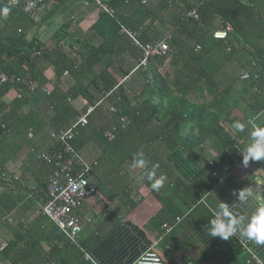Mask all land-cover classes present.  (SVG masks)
<instances>
[{
	"label": "trees",
	"instance_id": "obj_1",
	"mask_svg": "<svg viewBox=\"0 0 264 264\" xmlns=\"http://www.w3.org/2000/svg\"><path fill=\"white\" fill-rule=\"evenodd\" d=\"M10 1L11 6L0 5V9L5 6L11 9L6 18L0 14V72L19 79L17 85L21 95L16 97L9 85L0 86V102L3 95L13 93L7 106L0 103V124L5 125L4 129L0 128L2 135L14 126L17 112L41 91L42 66H50L53 80L51 90L44 93L42 102L46 104L45 107L52 108L68 126L88 106L93 107L86 117V124L76 126L72 145L82 155L89 145L101 151L99 157L92 159L91 175L95 174L100 161L105 165L108 160L110 162V152L123 153L117 166L121 167L126 161L127 167L135 175L133 177L128 170H123L129 176H126L125 183L130 186L136 178L161 203L159 212L148 223L158 235L163 223H171L175 217L186 213L208 192L210 161L218 170L225 168L229 171L233 158L243 157L241 151L249 142L231 135L230 129H234V122H241L239 117L242 115L235 111L240 103L252 112L264 109V0H151L147 4H142L141 0H105L114 11V19L101 10L74 44L64 45L57 35L46 43L27 40L34 20L20 9L26 0ZM65 1L41 0L37 7L50 2L52 8L49 14H54ZM192 8L196 9L198 20L186 17ZM160 15L164 16V22L160 20L166 25L168 35L165 40L169 51L163 56L148 57L144 65H138L141 51L120 31L119 25L135 31L142 43H155L145 39L142 22L133 19L159 20ZM225 23L232 28L228 43L212 37V33ZM124 54L133 58L145 76L143 88L135 95H129L120 85L109 89L108 77L103 74L104 71L113 72L117 67L122 69ZM167 60L168 67L164 70ZM127 72L122 69V74ZM243 73H248L250 78L241 80ZM65 74L74 80L77 93L61 89V79ZM30 82L37 84L33 91L28 89ZM238 84H241L240 91L236 87ZM75 94L86 101V107L80 111L73 110L68 104L69 98ZM110 107L116 112H111ZM31 114L32 110L26 117ZM119 117L124 118L126 124L116 127L113 138L109 140L105 133L112 125H117ZM236 133L239 131L236 130ZM144 146L149 147L146 154L153 156L152 165L161 164L158 160L162 152L182 148L199 166L197 178L189 185L172 182L170 187L164 184L163 191H153L149 182L139 179L143 170L131 167L135 152ZM53 147L58 149V144L54 143ZM207 147L214 151V156H209ZM32 164L39 167L48 180L53 166L39 158ZM200 182L202 189L197 186ZM41 184L42 188L43 181ZM126 189L124 185L118 190L124 195ZM181 190H184L188 205L185 212L174 198V194H179ZM119 192L114 195L117 196ZM125 195L129 196V193ZM197 207L198 204L187 215L190 217ZM24 229L26 233L11 238L0 249V260L9 259L10 264H18L19 259L27 257V250L34 243L44 240L52 246L45 253V261H50L53 255L58 259L54 264H90L50 222L45 224L40 216ZM30 231L34 232L35 237ZM37 232L39 236H36ZM172 235L173 232L160 244L165 256L174 250ZM167 241L170 244L165 248ZM227 241L233 244L234 250L221 264H229L235 259L237 264H245V257L241 256L242 251L234 236ZM66 250L73 254L71 259H67Z\"/></svg>",
	"mask_w": 264,
	"mask_h": 264
},
{
	"label": "crops",
	"instance_id": "obj_2",
	"mask_svg": "<svg viewBox=\"0 0 264 264\" xmlns=\"http://www.w3.org/2000/svg\"><path fill=\"white\" fill-rule=\"evenodd\" d=\"M51 8L50 2H45L37 8L35 18H33L34 23L27 33V40L35 39L40 43H46L57 35L63 45L74 44L78 36L96 20L101 12L99 7L89 0H66L57 7L54 14H49ZM163 17L160 15L159 20L160 18L163 20ZM133 20L142 22L146 40L166 41L165 38L168 34L166 25L163 23L164 20L163 22L156 19L150 20V18H134ZM122 57L127 61L121 60L123 62L121 64L124 65L122 69L128 70L126 74H122V69L119 67L113 72L104 71L103 74L108 77L109 89L120 85L129 95H135L143 88L145 76L142 69L137 68L129 54H124ZM42 69L41 91L17 112L16 125L14 124L6 134H1L0 137V245L6 244L15 236L26 233L24 228L29 227L39 216L45 224L49 222L39 212V204L45 198L46 174L32 163L37 159L39 153L54 148L55 142L49 137V131L65 128L68 125L56 116L52 108L45 107L46 104L42 102L44 93L51 90L53 80L52 68L42 66ZM61 80L62 90L77 93V87L71 76L65 74ZM236 87L240 91L241 84ZM12 95V92L6 93L1 97L0 103L7 106ZM68 104L75 111L86 107V101L76 94L69 98ZM31 110L32 114L27 118L26 115ZM235 111L238 115H242L239 118L245 124L243 132H246V135L243 132L237 134L236 130H232V128L230 133L237 135L240 141L245 138V141L250 143L252 128L248 124V120H254L258 126L264 127V109L252 112L240 103ZM29 131H32V139L27 136ZM148 148V146H144L134 155L142 154L148 166L151 167L153 156L146 154ZM207 153L209 156L215 155L210 147H207ZM101 154L100 150L89 145L85 148L83 155L92 162L94 157H99ZM122 154V152H110L109 156H112L110 162L108 160V164L105 165V162L102 164L100 161L95 174L91 175L90 184L95 188V192L85 200L81 209L84 227L79 237V246L70 244L78 249L83 260L90 264L91 262L85 259V254L96 264H131L146 250L149 241L158 235L156 230L148 226V223L150 218L159 212L161 203L156 195L136 178L130 186L125 183L129 176L124 174L123 170H128L133 177L135 175L132 169L127 167L128 162H123L121 167L117 166V161L120 160ZM158 161L161 164L157 168V177L165 175L167 180L164 184L168 187L172 182L189 185L199 173L197 163L180 147L162 152ZM206 170L207 174L208 168ZM2 174H6V176ZM42 181L44 186L41 188ZM124 185L127 187L126 193H129V196L125 195L126 193L121 195L118 190ZM197 186L200 189L203 188L201 182ZM246 187L252 188L253 196L249 199L246 207L233 208V214L238 217H243L245 214L250 216L256 208L264 206V161L250 160L247 167L241 165L213 191H210L209 187L208 192L199 198L203 199L202 203H198V209L196 208L190 217L185 213L177 216L181 220L172 230V240L175 242L174 250L170 255L165 256L162 247L159 248L164 264H221L234 250L233 244L219 236H210L208 234L209 221L214 218L213 213L221 202H226L229 205L235 204L238 192ZM161 190L163 191V187ZM103 191L108 195H105ZM115 192H119V194L116 196ZM233 192L236 195H233ZM174 198L183 211L188 209L184 190H181L179 194H174ZM241 226L237 225L238 228ZM31 233L34 234V232ZM36 236H39L38 232ZM234 237L243 239L239 235ZM39 242L38 244L34 243L32 248L27 250V257L19 259L18 264H54L55 261L58 262L57 256L53 257V255L50 261L44 260L45 253L52 246L48 241ZM254 250L264 260V245L256 244ZM65 255L67 259H71L73 254L70 250H66ZM0 264H10V260H0ZM229 264H237V259Z\"/></svg>",
	"mask_w": 264,
	"mask_h": 264
},
{
	"label": "built area",
	"instance_id": "obj_3",
	"mask_svg": "<svg viewBox=\"0 0 264 264\" xmlns=\"http://www.w3.org/2000/svg\"><path fill=\"white\" fill-rule=\"evenodd\" d=\"M40 1L41 0H26L20 5V9L24 13H27L35 18V13L38 8L37 4ZM92 1L99 7L100 10L114 19V11L105 3V0ZM150 1L151 0H141V3L147 4ZM0 5L11 6L12 2L10 0H0ZM186 17L195 20H198L199 18L195 8L190 9L186 13ZM119 27L120 31L124 33L137 48L140 49L142 56L138 65H144L148 57L163 56L168 53L169 47L166 41L163 40L155 43H142L135 31L129 30L122 25H119ZM231 30V26L225 23L222 28L212 33V37L216 40L228 43V35ZM198 48L199 47L197 46L196 49ZM240 78L241 80H246L250 78V75L248 73H243ZM256 78L257 76L255 75L254 79ZM18 81L19 79H14L0 72V86L9 85L12 89H14L16 97H20L21 95V89L17 85ZM36 87L37 84L35 82H30L28 85V89L30 91H33ZM92 110L93 107L88 106L85 112L82 115L77 116L75 122L70 126L50 130L48 135L55 143L58 144V149H51L50 151L39 153L37 156V158L41 159L46 164L53 166V171L45 186V199L39 204V212L48 219V221L70 244L74 246H79V237L84 227L81 215L83 203L95 192V188L90 184V177L93 169L92 164L74 148L72 141L76 134V126L86 124V117ZM110 111L113 113L116 112L113 107H110ZM125 124V119L119 117L117 125H112L111 129L106 131L105 136L109 140L112 139L113 131L116 127H123ZM0 128L4 129L5 125L0 124ZM27 136L29 139H32V131H29ZM241 165H243V157L233 158L232 166L229 171H226L225 168L218 170L214 165V162L210 161V191H213ZM202 201L203 199H199L196 204L202 203ZM195 205H192L185 214H187ZM180 220V217H176L171 223H163L161 225V233L149 241L146 250L131 264H164L163 255L159 250L160 244L164 241L165 237L172 232ZM234 238L242 251V255L245 257V264H264L255 254L254 248L256 243L254 241L248 240L247 238ZM169 244L170 242L167 241L164 247L168 248ZM4 247L5 244L0 245V249ZM85 259L89 260L92 264H96L87 254H85Z\"/></svg>",
	"mask_w": 264,
	"mask_h": 264
},
{
	"label": "clouds",
	"instance_id": "obj_4",
	"mask_svg": "<svg viewBox=\"0 0 264 264\" xmlns=\"http://www.w3.org/2000/svg\"><path fill=\"white\" fill-rule=\"evenodd\" d=\"M10 10L9 7L5 6L0 9V14L6 18ZM248 124L252 127L250 132L251 142L241 151L245 167L248 166L250 160L264 161V127L258 126L251 119ZM232 127L239 132L245 130V124L239 121L234 122ZM131 167L143 170L139 179L149 182L153 191L158 192L167 180L165 175L157 177L159 165L154 164L149 167L142 154L134 155ZM233 195H236V193L233 192ZM252 196V188L246 187L238 192L235 204L229 205L226 202H221L214 213V218L209 221L208 234L212 237L219 236L224 240H228L230 236L239 235L242 238L254 241L257 245H264V206L256 208L250 216L245 214L243 217H238L233 214L234 207H246ZM237 225L242 226L238 228Z\"/></svg>",
	"mask_w": 264,
	"mask_h": 264
},
{
	"label": "rangeland",
	"instance_id": "obj_5",
	"mask_svg": "<svg viewBox=\"0 0 264 264\" xmlns=\"http://www.w3.org/2000/svg\"><path fill=\"white\" fill-rule=\"evenodd\" d=\"M168 62H169V60H167L166 62H165V64H164V68H167L168 67Z\"/></svg>",
	"mask_w": 264,
	"mask_h": 264
}]
</instances>
